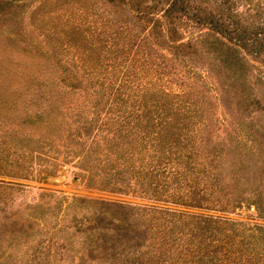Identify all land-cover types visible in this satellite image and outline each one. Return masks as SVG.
Here are the masks:
<instances>
[{
    "label": "trees",
    "instance_id": "1",
    "mask_svg": "<svg viewBox=\"0 0 264 264\" xmlns=\"http://www.w3.org/2000/svg\"><path fill=\"white\" fill-rule=\"evenodd\" d=\"M33 2L0 0V175L155 204L29 203L18 263L264 264V0Z\"/></svg>",
    "mask_w": 264,
    "mask_h": 264
},
{
    "label": "rangeland",
    "instance_id": "2",
    "mask_svg": "<svg viewBox=\"0 0 264 264\" xmlns=\"http://www.w3.org/2000/svg\"><path fill=\"white\" fill-rule=\"evenodd\" d=\"M33 1L27 0L31 4L34 3ZM0 43H3L1 37ZM199 68L197 67L198 70ZM216 112L220 119L223 118L224 111L221 106H218ZM259 120L261 121V117L254 119L253 123L256 124L260 122ZM75 171L76 169L70 164H65L57 166L55 172L47 174L49 177L45 179H42V174L46 173L28 178L0 175V252L4 254L0 257V264H17L19 257L25 260L31 250L25 237L10 241L11 234L16 228L21 227L24 232H28L29 222L25 220L24 215H21L23 207L37 201L52 204L53 194H57L58 191L68 196L117 200L135 204H155L144 198L87 188L80 182V178L75 176ZM224 215L248 223L258 221L254 217L253 210L246 208H240L236 213Z\"/></svg>",
    "mask_w": 264,
    "mask_h": 264
},
{
    "label": "water",
    "instance_id": "3",
    "mask_svg": "<svg viewBox=\"0 0 264 264\" xmlns=\"http://www.w3.org/2000/svg\"><path fill=\"white\" fill-rule=\"evenodd\" d=\"M49 176L47 174H42V179L48 178Z\"/></svg>",
    "mask_w": 264,
    "mask_h": 264
}]
</instances>
